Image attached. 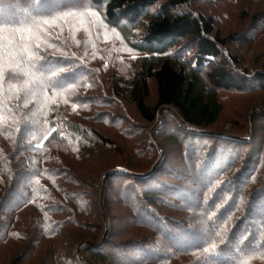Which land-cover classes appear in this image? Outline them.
<instances>
[{"label":"trees","instance_id":"obj_1","mask_svg":"<svg viewBox=\"0 0 264 264\" xmlns=\"http://www.w3.org/2000/svg\"><path fill=\"white\" fill-rule=\"evenodd\" d=\"M202 1L238 0H89L139 55L97 73L69 12L0 0L2 263L237 264L264 247V106L217 130L229 94L264 95V69H241Z\"/></svg>","mask_w":264,"mask_h":264},{"label":"rangeland","instance_id":"obj_2","mask_svg":"<svg viewBox=\"0 0 264 264\" xmlns=\"http://www.w3.org/2000/svg\"><path fill=\"white\" fill-rule=\"evenodd\" d=\"M23 1L27 2L29 0ZM52 2L54 6L52 5L51 11L60 10L69 12L67 13L70 15L69 20L67 19L68 25L74 31L76 42L81 44L84 43L87 46V54L80 66L82 70L93 69V71L98 73L107 68L109 72V67L114 68V66H117V63L122 62V60L128 61L130 64H137L135 61L139 55L127 46L116 30L105 23L104 18L98 13V10L89 3V0H52ZM64 4L68 5L64 6ZM200 5L201 6L197 7L198 11H202L206 15L212 14L215 16L222 37L226 39L231 38L228 41V51L232 55L240 57L241 69L248 70L250 73L263 70L264 22L262 24H255L257 26H253L252 17L256 14L264 16V0H238L236 2H226L219 5H215L213 2V6L209 5L208 1H202ZM141 33L142 31L136 32V36L140 37ZM75 48L78 56H81L79 53H81L80 49L82 46L80 45V49H78V44H76ZM109 73L105 76L109 75ZM149 103H155L153 96L150 98ZM225 105V119L222 120L220 125H217V130L224 129L226 132H230L235 128H241V124L244 123H246V125L243 128L248 130L249 125L253 122L252 113L254 109L257 105L264 106V95L252 96V94H250L249 96H241L229 94L228 98L225 100ZM126 108L129 111L125 112V114L129 117H123H126L127 121H136L138 116L134 107L126 105ZM236 119L238 121H236ZM108 131L111 130L103 129V133ZM107 160H109L113 166L120 167L122 165V162H120L121 159L117 155H113L107 158ZM185 178L191 179V176ZM191 187L193 191L199 190L198 184H192ZM246 193L250 195L248 192ZM234 200V202H236L235 206L238 208L237 211H239L238 213H243V211H241L245 204L243 197L240 196V198ZM248 201L249 200H247L246 203ZM182 202L187 204L188 201L183 200ZM241 217L242 214L234 215V218L237 220ZM178 218H181L180 220L186 219L184 215H180ZM211 219L212 218L209 217L206 221H210ZM193 220L196 224H190L188 227L192 229L196 228L195 231L203 233L204 226H206L203 219H201L199 215H195L192 217V221ZM234 227L235 223L232 222L231 229ZM7 253L8 252H5V254L0 253V264H4L2 260L7 257ZM226 254L227 256H232L231 253ZM228 262H230V259H228ZM190 264L196 263L191 260ZM237 264H264V247L261 244L258 245V243L255 244L250 242L247 250L239 258Z\"/></svg>","mask_w":264,"mask_h":264}]
</instances>
